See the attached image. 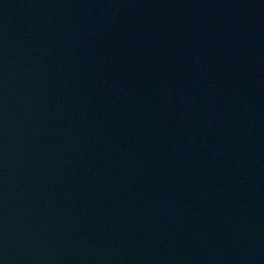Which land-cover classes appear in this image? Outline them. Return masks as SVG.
<instances>
[{
	"label": "water",
	"instance_id": "obj_1",
	"mask_svg": "<svg viewBox=\"0 0 264 264\" xmlns=\"http://www.w3.org/2000/svg\"><path fill=\"white\" fill-rule=\"evenodd\" d=\"M0 264H88L0 159Z\"/></svg>",
	"mask_w": 264,
	"mask_h": 264
}]
</instances>
